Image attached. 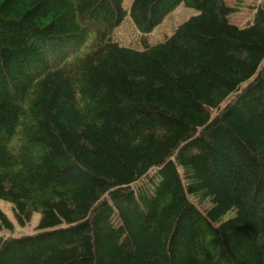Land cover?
<instances>
[{
  "label": "trees",
  "instance_id": "obj_1",
  "mask_svg": "<svg viewBox=\"0 0 264 264\" xmlns=\"http://www.w3.org/2000/svg\"><path fill=\"white\" fill-rule=\"evenodd\" d=\"M124 2L0 0V264H264V6Z\"/></svg>",
  "mask_w": 264,
  "mask_h": 264
},
{
  "label": "rangeland",
  "instance_id": "obj_2",
  "mask_svg": "<svg viewBox=\"0 0 264 264\" xmlns=\"http://www.w3.org/2000/svg\"><path fill=\"white\" fill-rule=\"evenodd\" d=\"M130 1L131 0H125L124 4L128 5ZM226 2L236 8L235 12L230 17V20L233 24L239 27H245L251 23L257 8L259 6H264V0H226ZM198 13L199 11L196 8L180 4L147 36L148 41L150 43L163 41L166 36H169L174 32V29L177 26ZM142 38L143 35H141V32L133 23L130 16L125 18L114 34V39L123 46L139 47ZM0 211H2L13 224V229L1 228L0 237H18L35 233L41 220V214L37 212L32 215L25 225L19 224L13 204L3 199H0Z\"/></svg>",
  "mask_w": 264,
  "mask_h": 264
}]
</instances>
